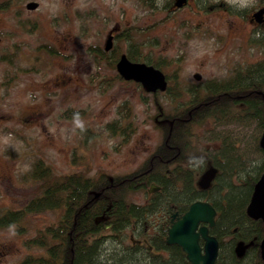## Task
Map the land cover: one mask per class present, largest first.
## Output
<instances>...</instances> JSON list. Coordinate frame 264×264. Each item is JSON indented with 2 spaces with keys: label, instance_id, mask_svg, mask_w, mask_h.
Listing matches in <instances>:
<instances>
[{
  "label": "rangeland",
  "instance_id": "374dc122",
  "mask_svg": "<svg viewBox=\"0 0 264 264\" xmlns=\"http://www.w3.org/2000/svg\"><path fill=\"white\" fill-rule=\"evenodd\" d=\"M152 1L0 0V217L41 195L45 183L34 175L38 162L54 176L133 172L162 141L165 117L185 107L190 90L245 73L264 58L261 36L247 21L262 0H226L232 8L225 3L214 13L198 12L192 0L174 10L169 0ZM29 2L36 7L27 8ZM109 32L116 35L104 52ZM129 50L139 63H159L165 90L147 92L120 76L116 62ZM258 91L253 96L260 100ZM263 114L235 104L193 125L191 149L181 163L198 171L197 181L212 160L223 175L220 169L228 164L231 180L254 177L264 156L258 147ZM127 199L145 204L148 194L136 191ZM60 214L28 212L11 225L14 230L0 227V264L42 253L26 240ZM124 232L131 236L130 229Z\"/></svg>",
  "mask_w": 264,
  "mask_h": 264
},
{
  "label": "trees",
  "instance_id": "16d2710c",
  "mask_svg": "<svg viewBox=\"0 0 264 264\" xmlns=\"http://www.w3.org/2000/svg\"><path fill=\"white\" fill-rule=\"evenodd\" d=\"M140 1L144 4L153 3L152 0ZM126 56L132 61H139L133 50H129ZM146 61L149 65L159 67L157 62ZM257 75L261 77L258 79ZM256 89L264 91L262 68L252 73L245 71L242 82L235 86L216 84L203 94L200 89L190 90L192 97L185 107L173 115L164 116L162 141L131 173L114 177L103 172L95 177H86L80 172L54 176L38 162L34 175L43 179V192L32 198L25 209L4 213L0 217V227L17 224L28 212L61 210V214L55 224L44 227L26 240L27 246L38 247L43 252L28 254L17 264H189L179 247L164 242L168 226V203H188L200 196H208L218 209L211 230L218 240L230 235L232 228H235L240 238L260 241L264 233L263 224L260 220L250 219L245 214V207L253 184L264 169V162L256 176H248L243 183L230 181L231 170L227 164L220 169L221 173L225 169V174L219 173L211 189L202 192L196 185L198 171L174 163L173 158L178 154L183 157L191 149L189 139L193 125L220 114L226 106L243 103L255 111L264 110L262 98L258 100L253 95L237 97ZM175 94L172 92V95ZM72 113L74 116L80 115L73 111L69 115L73 116ZM260 121L264 123V114ZM121 131L127 135L124 129ZM152 183L159 186L160 190L149 194L145 204L128 201L131 193L146 192ZM158 209L162 215H157ZM126 229H130L133 236V231L147 236V244L142 246L133 243L130 233L124 232ZM226 249L227 264H241L240 259H234L230 248Z\"/></svg>",
  "mask_w": 264,
  "mask_h": 264
},
{
  "label": "water",
  "instance_id": "95a60500",
  "mask_svg": "<svg viewBox=\"0 0 264 264\" xmlns=\"http://www.w3.org/2000/svg\"><path fill=\"white\" fill-rule=\"evenodd\" d=\"M186 0H175L174 5L181 7ZM35 2L26 4L27 8L36 7ZM264 8L253 13V18L258 23L264 21ZM112 46L111 36L105 41L104 49L109 50ZM116 70L125 80H133L147 92L162 91L166 88L165 75L156 67L129 60L125 54L121 55L116 62ZM199 79V74H194ZM259 147L264 152V125L259 139ZM216 169L210 167L201 174L198 185L202 188L208 187L214 178ZM157 186L150 185L148 192H154ZM215 209L207 201L197 200L191 203L188 209L176 220H171L167 229L165 244L176 245L185 253L189 264H221L216 262L218 241L217 238L208 233V228L214 225ZM246 215L253 220H261L264 225V170L253 185L249 202L245 209ZM174 217V215L172 216ZM202 223V225H200ZM264 228V226H263ZM200 239L203 245L199 244ZM262 255L264 256V235L260 243ZM241 254V249L238 250Z\"/></svg>",
  "mask_w": 264,
  "mask_h": 264
},
{
  "label": "flooded vegetation",
  "instance_id": "af4514ba",
  "mask_svg": "<svg viewBox=\"0 0 264 264\" xmlns=\"http://www.w3.org/2000/svg\"><path fill=\"white\" fill-rule=\"evenodd\" d=\"M169 1H170V4H171V7L174 10V8H176V6L174 5L175 0H169ZM191 3L193 4V6H195L196 8H198V12H205V13H214V12H216L219 9H224V7L222 8V5H224L225 3L227 4L225 6V9L227 8V10H229V9L232 8V6L226 0H192ZM188 5H189V0H186V2L182 5V7H185V6H188ZM256 6H254L256 8H253V10H252L253 12L249 15L247 21L251 24V28L256 30V33L255 34L258 35V36H261V39H260V40H262L261 41V45L264 46V33H261V32H264V21L258 23L253 18V13L255 11H257L260 8H264V0H262V3H258ZM263 18H264V14H263ZM228 24H229V27H226V29L228 31H233V28H234L233 21H231ZM237 29H238V27H237ZM108 35L114 37L116 34H114L113 32H109ZM65 40H67V38H65ZM254 40H258V39H254ZM103 49H104V47H103ZM263 49H264V47H263ZM103 51L106 52V51H109V50H105L104 49ZM245 68L247 70H249L251 73L255 69H257V68L264 69V58L259 63H256L255 65L252 64L251 66L250 65H247ZM243 73H240V72L237 73V72H235L233 75H230L229 78H225V80L221 81V83L220 82H214V81H219V80H216V79L215 80L214 79H211V80H208L207 82H202V84H203V85H201L202 87H199V88H201L200 89L201 90V93L203 94V92L205 90L210 89L212 86H214L216 84L223 85V86H227V87H229V86H235V85H237V84H239V83L242 82V79L244 77V74ZM194 74H196V73H194ZM194 74L192 75V77L195 79ZM197 74L200 75V73H197ZM240 74H243V76H241ZM195 81H201V75H200V78L199 79H195ZM257 93L261 94V98L264 100V91H258ZM248 95H253V91H248L245 94V96L244 95H239V96L237 95V97L238 98H246V96H248ZM191 97L192 96H190L189 100L191 99ZM189 100L187 101V103L189 102ZM239 104L242 105L243 103H236V105H239ZM263 125H264V123H263ZM258 147H259V144H258ZM259 149H260V151L264 155L263 150L260 147H259ZM173 158L175 159L174 163H178V164H181L182 166H184L181 163V161H180L182 157H179V154L176 155V156H174ZM263 162H264V156H263L262 165H263ZM184 167H186V166H184ZM210 167L215 168L216 169V173H215L214 178L210 181L208 187L202 188V187H200L198 185V183H197L198 181H196V185H197L198 190H200L202 192L203 191L206 192L207 190L211 189L212 185H214V183H215L216 176L219 174V168H221V166H219L218 163L215 160L209 161L208 162V165H207V168H205V170L208 169V168H210ZM262 172L263 171L260 172V175H261ZM199 174L200 173H198V175ZM230 181L237 182V183L238 182L243 183V181H236V180H231V179H230ZM152 184H154V183H152ZM252 189H253V187H252ZM159 190H160V187L159 186H157V190L154 191V192H148V189H147V194L148 195L149 194H154V193L158 192ZM221 195H222V192H221ZM197 200L207 201V202H209L213 206V208L216 211L215 212V216H214V225H215V222H216V219H217V216H218V209H217L216 205L214 204V202L212 200H210V198L208 196H207V198L204 197V196H200V197H195L191 202H188V203H183V202L180 203V202L170 201V203H168L169 213H168V226H167V229H168V227L171 224V220L174 221L177 218H179L188 209L189 205L191 203L197 201ZM248 202H249V199L247 201V204H248ZM247 204H246V206H247ZM245 209H246V207H245ZM157 211H158L157 215H162L160 209H158ZM173 215H174V217H172ZM158 217H160V216H158ZM200 225H202V223H200ZM214 225L212 227H209L208 228V233L210 235H213V236H215V235L211 233V230L213 229ZM167 229H166V233H167ZM263 232H264V228H263ZM263 235H264V233H263ZM134 237H135V235L134 236L131 235L130 236V239H133ZM165 237H166V235H165ZM225 238H227V239L223 240V238H222L221 241L218 240V238H217V241H218V250H217L216 262H220L221 264H227L229 262L228 261L227 249H226V248L229 247L230 248V252H231L232 256L234 257V259H240L239 262H241V264H244L245 262H250L252 264H264V256L262 255L261 248H260V243H261V240H262L263 236H262L261 240L258 241V242L257 241H254V240L243 239V238H240L239 237L238 233H236V229L235 228H232L231 234L225 236ZM134 241H133V243H136V244H139V245L144 246V245L147 244V236H145V238H143V239L136 238V239H134ZM164 242H165V238H164ZM199 244L201 246L203 245V240L202 239H200ZM169 246H171V245H169ZM174 246H176V245H174ZM239 249H241V254H238V250ZM263 252H264V249H263ZM184 256H185V253H184ZM185 259H186V256H185Z\"/></svg>",
  "mask_w": 264,
  "mask_h": 264
},
{
  "label": "clouds",
  "instance_id": "9594fccd",
  "mask_svg": "<svg viewBox=\"0 0 264 264\" xmlns=\"http://www.w3.org/2000/svg\"><path fill=\"white\" fill-rule=\"evenodd\" d=\"M10 230H14V226H10Z\"/></svg>",
  "mask_w": 264,
  "mask_h": 264
}]
</instances>
